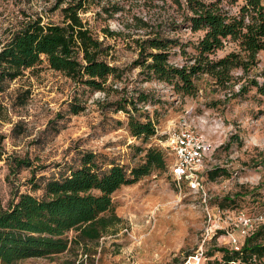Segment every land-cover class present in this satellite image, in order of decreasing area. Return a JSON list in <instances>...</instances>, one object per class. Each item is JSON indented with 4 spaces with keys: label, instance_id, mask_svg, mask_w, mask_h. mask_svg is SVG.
Segmentation results:
<instances>
[{
    "label": "rangeland",
    "instance_id": "obj_1",
    "mask_svg": "<svg viewBox=\"0 0 264 264\" xmlns=\"http://www.w3.org/2000/svg\"><path fill=\"white\" fill-rule=\"evenodd\" d=\"M97 1L100 5H93L84 16L98 29L109 25L120 32L106 37L116 64L125 68L123 79L116 82L119 91L93 90L51 68L46 60L7 80L0 91L4 116L0 132L6 151L0 159V196L7 204L17 191L42 195L43 189H34V182L41 176H60L84 151L132 167L145 160L150 146H170L175 128L187 118L215 147L203 169L207 203L201 191L186 184L182 191L177 189L171 176L173 157L167 153L166 168H156L114 192L122 222L100 239L18 264H181L204 242L210 225L218 229L205 245L213 259H221L223 252L216 247L233 248V237L244 241L245 218L262 217L264 222V94L251 90L235 95L239 84L234 91L219 89L204 76L195 95L182 96L163 82L145 80L141 68L132 65L138 56L135 39L141 32L134 24L126 25L133 23L132 0ZM114 3L126 9L109 18L101 8ZM55 5L56 0H0V49L30 18L61 21ZM183 34L193 39L199 35L187 30ZM229 50L230 44L218 53ZM259 58L263 67L264 50ZM175 59L181 62L183 57ZM140 89L150 94L148 102L138 103V111L129 102L126 107L138 116L144 114L143 120L149 115L155 123L157 132L147 140L131 133L129 113L119 103L137 96ZM74 105L82 109L75 113ZM9 156L29 157L34 165L14 173Z\"/></svg>",
    "mask_w": 264,
    "mask_h": 264
},
{
    "label": "trees",
    "instance_id": "obj_2",
    "mask_svg": "<svg viewBox=\"0 0 264 264\" xmlns=\"http://www.w3.org/2000/svg\"><path fill=\"white\" fill-rule=\"evenodd\" d=\"M95 4L99 1L56 0L53 9H60L61 21L45 22L37 16L12 32L0 49V91L5 90L7 80L44 60L93 90L119 91L116 82L123 79L125 68L116 64L106 37L120 32L109 25L98 29L90 23L84 13ZM101 9L112 18L126 8L114 3ZM130 10L133 23L126 25L134 24L141 31L135 39L138 56L132 65L141 68L145 80L163 82L182 96L195 95L204 76L219 89L234 91L239 84L235 95L251 90L264 94V66L259 58L264 50V0H132ZM184 30L199 35L197 39L185 38ZM228 44L230 50L219 54ZM176 56L183 57L182 61H176ZM137 92L119 103L129 113L131 133L147 140L157 132L155 123L149 115L143 120L144 114L138 116L126 107L129 102L138 111V103L148 102L149 93ZM81 109L74 105L72 110L78 113ZM4 139L0 132V159L6 152ZM167 155L164 148L150 146L143 162L128 167L84 151L60 176H41L34 182L33 188L43 189L42 195L17 191L7 204L0 196V264L53 257L76 244L100 239L122 222L113 202L114 192L156 168H166ZM9 158L14 173L34 165L29 157ZM239 244L240 249L216 247L223 252L221 259H213L206 247L205 264H264V222Z\"/></svg>",
    "mask_w": 264,
    "mask_h": 264
},
{
    "label": "built area",
    "instance_id": "obj_3",
    "mask_svg": "<svg viewBox=\"0 0 264 264\" xmlns=\"http://www.w3.org/2000/svg\"><path fill=\"white\" fill-rule=\"evenodd\" d=\"M171 139L170 146L165 147L164 150L166 149L165 151L173 157L171 176L175 186L182 191L186 184L194 191H201L204 202L207 203L203 169L215 147L204 133L196 129L187 118H183L178 124ZM209 215L211 217L210 212ZM260 222H262V217L245 218L243 233L248 235ZM210 226L206 230L204 242L194 252L188 254L181 264H205L207 260L206 239L218 229V227ZM232 243L235 248L240 249L239 241L235 237L232 238Z\"/></svg>",
    "mask_w": 264,
    "mask_h": 264
}]
</instances>
